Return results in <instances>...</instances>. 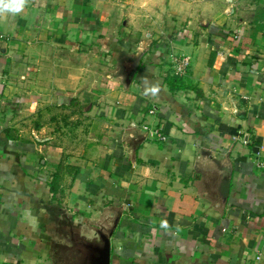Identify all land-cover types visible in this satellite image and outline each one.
<instances>
[{
    "label": "crops",
    "instance_id": "crops-1",
    "mask_svg": "<svg viewBox=\"0 0 264 264\" xmlns=\"http://www.w3.org/2000/svg\"><path fill=\"white\" fill-rule=\"evenodd\" d=\"M23 3L0 10V264H70L72 228L113 231L111 264H264V0Z\"/></svg>",
    "mask_w": 264,
    "mask_h": 264
},
{
    "label": "water",
    "instance_id": "water-1",
    "mask_svg": "<svg viewBox=\"0 0 264 264\" xmlns=\"http://www.w3.org/2000/svg\"><path fill=\"white\" fill-rule=\"evenodd\" d=\"M244 142L248 143L247 140ZM230 184L231 178L230 175H227L219 186V195L223 204L229 201ZM112 235L113 231L103 228L95 230L91 236H85L78 234L72 228L68 245L70 264H111Z\"/></svg>",
    "mask_w": 264,
    "mask_h": 264
},
{
    "label": "rangeland",
    "instance_id": "rangeland-1",
    "mask_svg": "<svg viewBox=\"0 0 264 264\" xmlns=\"http://www.w3.org/2000/svg\"><path fill=\"white\" fill-rule=\"evenodd\" d=\"M176 55H178V54H176ZM98 57L101 60V62H104V59L105 58L103 57V55L101 53H99L98 55H96V58H98ZM138 60H139L138 58L129 57V56H127V54L124 53L123 55H121V57L119 59V62H117V67H116L117 70H118V73L117 74L118 75L125 74L126 76H129L132 73V71L134 70V67L137 65V61ZM102 65L105 66L104 63ZM125 80H127V79L125 78ZM93 85L94 84H92L89 81L88 84H87V86H86V89L87 88H92L93 89V87H92ZM92 91H94V90H92ZM44 105H46V104H44ZM53 108L54 109L52 110V112H53L54 115H57V117H59V118L62 119L63 116H66L67 115L66 113H64L62 111V109H61L60 106H57L56 105V107H53ZM15 111H17V110H15ZM9 116L11 117V120H13V117H14V119L16 118V120L20 117L17 114L14 116L12 114V111H11V114H9ZM61 119L59 121H61V123H63V121ZM74 121H76V118H75ZM83 123H85V124L84 125H81L80 129L78 128V125H74L73 124L72 126H70V128H72L73 130L70 129L71 131H69L68 134H66L67 133L66 131L63 132V130H54V132H52L53 134H61V136H59V135L57 136V139H58L57 143L59 142L60 145H62L64 143L63 140L65 138H67L69 140L76 139L77 140V143H81L82 145H84V143H85L84 142V139L89 138L90 137L89 136L90 135L89 132H92V131H89L88 129H87V131H82L85 128H88L87 123H89V121L88 120L86 121V119H84L83 120ZM72 131H73V133H72ZM94 132H96V131H94ZM96 133H98V135H101V134H99V132H96ZM43 136H46V134L43 133ZM68 136L70 138H68ZM56 147L59 148V146H56Z\"/></svg>",
    "mask_w": 264,
    "mask_h": 264
},
{
    "label": "built area",
    "instance_id": "built-area-1",
    "mask_svg": "<svg viewBox=\"0 0 264 264\" xmlns=\"http://www.w3.org/2000/svg\"><path fill=\"white\" fill-rule=\"evenodd\" d=\"M4 39L5 37L3 35H0V41ZM171 63H172V69L174 71V75L177 77H185L188 74V70L191 65V58L187 56L171 55ZM156 111L157 108L152 109L151 114H155ZM150 136L151 138H157L160 141H167L166 136L159 129H152L150 131ZM254 164H255V172L257 173V175H261L264 177V161L261 160L260 158H257L254 160ZM263 255H264V244L260 254L256 258L258 262L262 260Z\"/></svg>",
    "mask_w": 264,
    "mask_h": 264
},
{
    "label": "clouds",
    "instance_id": "clouds-1",
    "mask_svg": "<svg viewBox=\"0 0 264 264\" xmlns=\"http://www.w3.org/2000/svg\"><path fill=\"white\" fill-rule=\"evenodd\" d=\"M24 8L23 0H0V10L10 12L12 14L20 13ZM155 93L156 89H151Z\"/></svg>",
    "mask_w": 264,
    "mask_h": 264
},
{
    "label": "trees",
    "instance_id": "trees-1",
    "mask_svg": "<svg viewBox=\"0 0 264 264\" xmlns=\"http://www.w3.org/2000/svg\"><path fill=\"white\" fill-rule=\"evenodd\" d=\"M173 88V87H172ZM174 91H176L177 89L176 88H173ZM52 183H51V188H52V191L57 194L58 193V188H59V185H60V181H61V176L60 174H56L53 179H52Z\"/></svg>",
    "mask_w": 264,
    "mask_h": 264
}]
</instances>
